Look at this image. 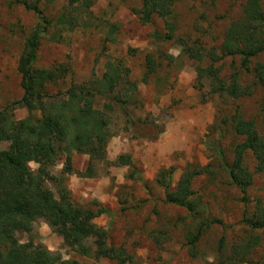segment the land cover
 I'll use <instances>...</instances> for the list:
<instances>
[{"label":"rangeland","instance_id":"obj_1","mask_svg":"<svg viewBox=\"0 0 264 264\" xmlns=\"http://www.w3.org/2000/svg\"><path fill=\"white\" fill-rule=\"evenodd\" d=\"M258 1L264 14V0ZM86 3L75 6L71 27L56 24L67 6L65 0L42 3L41 10L52 26L41 39L33 67H68L66 77L48 88L49 93L62 98L68 87L101 78L107 63L119 66L125 74L119 80V92L133 87L129 91L131 118L117 108L107 113L110 136L105 158L93 162L91 177L83 176L88 156L71 154L73 172L62 181L70 201L94 212L99 205L107 209L109 214H101L93 223L106 231L109 246L123 248L138 264H226L235 248L243 245L250 248L244 262L236 257V264H264V229H250L243 221L244 217L264 219V176L255 174V162L247 153L244 165L253 178L247 201H243L221 163L232 162L234 147L244 139L230 126L234 115L251 121L264 138L263 89L250 72L243 70L237 56H226L215 66L224 79L237 73L239 83L250 91L246 96L235 99L211 94L209 81H198L195 71L197 65L211 63L209 52L220 55L224 34L242 17L246 0H174L170 19L173 39L168 41H157L153 36L155 31L168 33L165 20L154 16L150 24L141 23L135 12L140 8L139 0ZM36 25L32 11L14 0H0V109L22 96L17 60ZM183 44L199 50L204 55L202 62L191 60ZM146 55L157 64L156 72L148 77ZM256 63L264 64V54L253 58L250 66ZM104 102L98 101L96 107L104 111ZM12 115L21 120L27 111L16 108ZM7 147V143H0V150ZM121 156L129 159V166L117 164ZM62 163L63 156L46 182L54 193L52 178L59 176ZM29 166L37 168L34 163ZM187 167L196 171L208 167L192 181L195 215L165 204L164 189L155 182L160 171L171 169L173 189ZM200 220L211 224L203 227L192 256L188 238ZM33 229L48 251L64 259L110 264L67 249L43 219L36 220ZM18 239L24 242L25 236Z\"/></svg>","mask_w":264,"mask_h":264},{"label":"trees","instance_id":"obj_2","mask_svg":"<svg viewBox=\"0 0 264 264\" xmlns=\"http://www.w3.org/2000/svg\"><path fill=\"white\" fill-rule=\"evenodd\" d=\"M55 0H14V3L32 11L37 18V25L27 36L17 60V72L20 75L22 96L18 101L0 109V143H7L6 149L0 150V264H89L75 259H64L58 253L48 251L40 242L33 229V223L43 219L53 233L62 239L63 245L70 251L95 260L105 259L110 264H138L132 255L123 248L107 244V233L98 228L93 220L109 211L99 205L96 212L83 209L70 201L69 191L63 185V176L72 173L71 154L88 156V165L83 176L91 177L92 164L105 158L106 144L109 138V118L107 113L119 109L127 119L131 118V94L133 87L120 93L119 80L125 76L124 69L107 63L101 78L89 84L68 87L65 96L48 92L50 85L62 80L67 75L68 67L55 69L34 68L41 39L52 26L41 10L42 3L52 4ZM56 20L57 25L73 26V11L79 3L89 0H65ZM140 8L135 12L141 23L150 24L154 16L168 24L167 32L161 35L153 33L157 41L173 39L172 5L174 0H139ZM81 5V4H80ZM66 9V10H65ZM183 50L191 60L202 62L204 55L183 44ZM264 54V14L258 0H246L243 15L227 28L221 43L220 55L209 52L211 63L195 68L198 81H209V92L219 97L235 99L249 94L248 87H242L237 73L228 79L220 76V69L215 66L226 56L241 59L243 70L253 75L254 82L264 92V64L250 66L253 58ZM157 64L150 55L145 56V77L156 72ZM103 103L104 111L97 103ZM102 104V103H101ZM16 108H24L27 116L21 120L13 118ZM130 122V121H129ZM234 133L244 137L233 149V160L229 164L221 162L231 183L242 193L247 201V190L252 183V174L244 165L247 153L255 162V174L264 176V138L259 136L255 125L238 115L230 118ZM63 156L62 168L58 177H53L56 192L47 188L50 171ZM37 165L35 170L29 164ZM119 165H130L127 157L117 159ZM208 170L186 168L177 184L171 189L172 170H162L155 182L164 189V203L184 208L189 215H195L197 203L193 199L191 185L195 176ZM261 210V209H259ZM250 229H264V219L243 218ZM211 222L200 220L195 233L188 238V247L192 256L203 227ZM24 235L20 242L18 236ZM88 241L92 244L88 245ZM93 247V248H92ZM249 245L235 248L232 258L226 264H236L235 258L247 254ZM93 264V263H91Z\"/></svg>","mask_w":264,"mask_h":264}]
</instances>
